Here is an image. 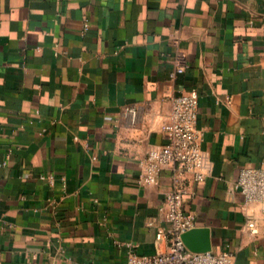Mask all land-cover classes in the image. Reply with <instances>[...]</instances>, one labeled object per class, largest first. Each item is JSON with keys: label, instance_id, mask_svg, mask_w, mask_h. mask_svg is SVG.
Segmentation results:
<instances>
[{"label": "crops", "instance_id": "crops-1", "mask_svg": "<svg viewBox=\"0 0 264 264\" xmlns=\"http://www.w3.org/2000/svg\"><path fill=\"white\" fill-rule=\"evenodd\" d=\"M192 90L206 177L183 210L213 252L264 264V205L238 188L264 168V0H0V264L167 251V180L140 185V161Z\"/></svg>", "mask_w": 264, "mask_h": 264}, {"label": "built area", "instance_id": "built-area-1", "mask_svg": "<svg viewBox=\"0 0 264 264\" xmlns=\"http://www.w3.org/2000/svg\"><path fill=\"white\" fill-rule=\"evenodd\" d=\"M88 29L89 20L84 19V31ZM173 62L172 79L184 73L187 67L182 53L177 54ZM198 105L199 95L195 90L182 91L175 96L170 120L163 125L167 143L151 147L140 161V185H157L166 177L164 201L158 207L165 225L158 226L157 239L168 241L169 248L153 255H140L131 250L126 264H236L235 255L230 251L193 252L182 239L184 233L197 227L194 215L183 210L184 195L191 182H200L206 177V156L197 127ZM128 110L135 114V109ZM238 188L247 202L264 205V168L243 167ZM248 226L256 232L254 222L250 221Z\"/></svg>", "mask_w": 264, "mask_h": 264}, {"label": "water", "instance_id": "water-1", "mask_svg": "<svg viewBox=\"0 0 264 264\" xmlns=\"http://www.w3.org/2000/svg\"><path fill=\"white\" fill-rule=\"evenodd\" d=\"M182 239L193 252L212 251V232L208 227H196L184 233Z\"/></svg>", "mask_w": 264, "mask_h": 264}]
</instances>
